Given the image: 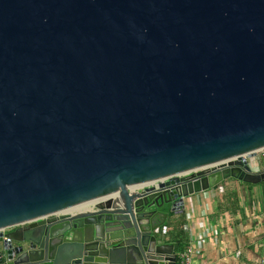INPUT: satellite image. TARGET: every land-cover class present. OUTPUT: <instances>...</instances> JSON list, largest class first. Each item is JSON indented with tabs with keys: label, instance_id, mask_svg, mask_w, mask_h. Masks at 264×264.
I'll list each match as a JSON object with an SVG mask.
<instances>
[{
	"label": "water",
	"instance_id": "1",
	"mask_svg": "<svg viewBox=\"0 0 264 264\" xmlns=\"http://www.w3.org/2000/svg\"><path fill=\"white\" fill-rule=\"evenodd\" d=\"M262 151L264 0H0V264H175Z\"/></svg>",
	"mask_w": 264,
	"mask_h": 264
},
{
	"label": "crops",
	"instance_id": "2",
	"mask_svg": "<svg viewBox=\"0 0 264 264\" xmlns=\"http://www.w3.org/2000/svg\"><path fill=\"white\" fill-rule=\"evenodd\" d=\"M184 210L169 217L161 236L167 244L181 238L193 246V264H259L264 259V185L227 180L185 199Z\"/></svg>",
	"mask_w": 264,
	"mask_h": 264
},
{
	"label": "built area",
	"instance_id": "3",
	"mask_svg": "<svg viewBox=\"0 0 264 264\" xmlns=\"http://www.w3.org/2000/svg\"><path fill=\"white\" fill-rule=\"evenodd\" d=\"M165 237L164 235H162V238H164V240ZM194 254L195 250L193 246L186 247L183 251L177 253V261L175 264H193ZM259 264H264V259H261Z\"/></svg>",
	"mask_w": 264,
	"mask_h": 264
},
{
	"label": "rangeland",
	"instance_id": "4",
	"mask_svg": "<svg viewBox=\"0 0 264 264\" xmlns=\"http://www.w3.org/2000/svg\"><path fill=\"white\" fill-rule=\"evenodd\" d=\"M249 163H250L253 170L258 171V172L262 171L264 168V151L258 153V155L255 158L250 159ZM242 185L246 186V187L247 186H250V187L254 186V185H245V184H242ZM260 185H264V184H260Z\"/></svg>",
	"mask_w": 264,
	"mask_h": 264
},
{
	"label": "trees",
	"instance_id": "5",
	"mask_svg": "<svg viewBox=\"0 0 264 264\" xmlns=\"http://www.w3.org/2000/svg\"><path fill=\"white\" fill-rule=\"evenodd\" d=\"M175 242H176V244L179 245V248H178L179 252L183 251L186 247H188V242L183 241V239H181V238L176 239Z\"/></svg>",
	"mask_w": 264,
	"mask_h": 264
},
{
	"label": "bare ground",
	"instance_id": "6",
	"mask_svg": "<svg viewBox=\"0 0 264 264\" xmlns=\"http://www.w3.org/2000/svg\"><path fill=\"white\" fill-rule=\"evenodd\" d=\"M85 207H87V205L86 206H83V207H81L80 209H75V210H72V211H70V212H72V214H76L78 211H80L81 209H84ZM74 211V212H73Z\"/></svg>",
	"mask_w": 264,
	"mask_h": 264
}]
</instances>
